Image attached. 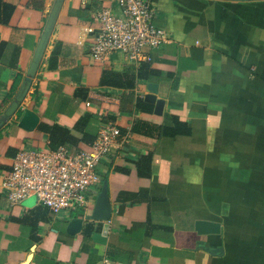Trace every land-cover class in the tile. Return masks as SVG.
<instances>
[{"label": "crops", "instance_id": "obj_1", "mask_svg": "<svg viewBox=\"0 0 264 264\" xmlns=\"http://www.w3.org/2000/svg\"><path fill=\"white\" fill-rule=\"evenodd\" d=\"M152 1L171 41L149 51L157 74L120 88L103 85V71L137 66L120 53L94 62L88 32L98 9L119 12L115 1L0 0V264H264V0ZM151 85L161 108L137 111ZM25 109L39 117L33 130L19 125ZM175 117L190 133L131 131L140 119L173 126ZM107 122L121 132L86 210L55 216L40 204L9 203L2 183L13 158L50 148L41 124L88 139ZM104 189L111 216L95 220ZM75 217L83 227L70 234ZM198 220L220 222L221 232L199 234Z\"/></svg>", "mask_w": 264, "mask_h": 264}, {"label": "built area", "instance_id": "obj_2", "mask_svg": "<svg viewBox=\"0 0 264 264\" xmlns=\"http://www.w3.org/2000/svg\"><path fill=\"white\" fill-rule=\"evenodd\" d=\"M119 12L104 6L94 14L90 55L103 64L115 53L139 65L151 60L149 51L171 41L169 33L156 25L152 0H112ZM120 128L107 122L87 146L60 145L44 150L22 149L13 158L2 189L11 205L35 198L52 215L86 210L92 189L100 182L99 166L107 157ZM102 264H116L105 257Z\"/></svg>", "mask_w": 264, "mask_h": 264}, {"label": "trees", "instance_id": "obj_3", "mask_svg": "<svg viewBox=\"0 0 264 264\" xmlns=\"http://www.w3.org/2000/svg\"><path fill=\"white\" fill-rule=\"evenodd\" d=\"M12 10V9H11ZM8 18L4 19V22L8 21ZM2 20V19H0ZM56 53V52H55ZM134 65V63H132ZM138 69H134L132 67L128 68V70H124L122 72L115 71L112 69H105L102 74L101 83L107 86H115L120 88H132L135 85L136 79L147 81L154 74H157L158 71H155L151 68L150 64L145 62L139 65H136ZM136 110L143 112H152L153 104L145 101L142 98H139L136 102ZM89 116L83 117L81 121L77 123L75 126L76 129L82 130L83 127L80 128V125H84L88 120ZM40 128L48 134L50 148H57L60 145H77L82 140H87L88 143L91 144L95 139L94 137H89L88 139L83 136L81 138L75 136L69 128L63 127L61 125H47L41 124ZM131 131L133 133H140L149 136H176L179 134H188L191 131L188 123L186 121L181 120L178 117H175L173 126H161L154 123H150L146 120H137L134 122ZM152 160V155L148 154L143 156L140 160L139 168L140 173L143 175L149 174L150 172V164ZM31 222H34L31 221ZM37 222L34 223L33 227H36ZM84 233L89 235L92 233V227L87 225L84 229Z\"/></svg>", "mask_w": 264, "mask_h": 264}, {"label": "water", "instance_id": "obj_4", "mask_svg": "<svg viewBox=\"0 0 264 264\" xmlns=\"http://www.w3.org/2000/svg\"><path fill=\"white\" fill-rule=\"evenodd\" d=\"M155 86L151 85V90L145 96V100L150 102V103H153V104L156 103L157 110H158L161 108V106L163 104V100L157 101L158 90ZM38 123H39L38 115L32 110L25 109L23 114H22V117L20 119L19 125L26 130H33L36 128ZM35 203H36V200L33 197L30 200H27L25 202V205L33 206ZM111 210L112 209H111V205H110L109 200H108L107 192H106V189H104L99 194V199H98V203L96 205V208H95V211L93 214V218L95 220L107 221V220H109V218L111 216ZM83 222H84L83 218H79V217L72 218L68 223L67 232L70 234L79 233L82 230ZM195 227H196V230L199 234H219L221 232L220 222H215V221L198 220L196 222ZM93 239L100 242V243L106 242V236L103 234V232L93 233ZM206 250H208L210 253L215 254V255L220 254L219 251L212 250L210 248H208Z\"/></svg>", "mask_w": 264, "mask_h": 264}, {"label": "rangeland", "instance_id": "obj_5", "mask_svg": "<svg viewBox=\"0 0 264 264\" xmlns=\"http://www.w3.org/2000/svg\"><path fill=\"white\" fill-rule=\"evenodd\" d=\"M36 148V150H44V149H46V147H35ZM63 213V212H62ZM68 212H66V211H64V213L63 214H67ZM62 214V215H63Z\"/></svg>", "mask_w": 264, "mask_h": 264}]
</instances>
